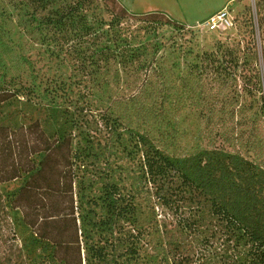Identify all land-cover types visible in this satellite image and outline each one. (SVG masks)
<instances>
[{
  "label": "trees",
  "instance_id": "obj_1",
  "mask_svg": "<svg viewBox=\"0 0 264 264\" xmlns=\"http://www.w3.org/2000/svg\"><path fill=\"white\" fill-rule=\"evenodd\" d=\"M116 1L0 0V39L15 18L48 57L70 67L66 78L35 66L26 79L0 77V184L22 179L9 203L42 238L74 246L78 264H264V172L240 158L219 176L199 162L192 177L159 148L163 132H137L119 110L110 92L123 85L140 119L151 114L138 99L143 91L160 88V104L169 101L153 60L160 45L142 39L163 25L183 27ZM256 7L263 31L264 0ZM256 59L251 43L217 42L179 76L207 127L240 132L251 119L264 85ZM84 97L93 103L87 118L75 105ZM258 111L263 117V100ZM152 115L162 119L161 110Z\"/></svg>",
  "mask_w": 264,
  "mask_h": 264
},
{
  "label": "rangeland",
  "instance_id": "obj_2",
  "mask_svg": "<svg viewBox=\"0 0 264 264\" xmlns=\"http://www.w3.org/2000/svg\"><path fill=\"white\" fill-rule=\"evenodd\" d=\"M257 1H116L117 8L121 4L130 12L160 11L165 14L157 17L162 22L173 20L183 27L180 30L169 24L163 25L155 33L156 37L149 34L142 39L143 41L152 40L153 43L160 45L153 60L156 68L160 69L165 77L168 91H170L168 102L164 105L160 104L161 96L158 94L160 88L154 87L147 92L143 91L138 99L144 102L145 106L151 107V114L146 113L145 120H143L130 107V101L123 97L130 92L127 86L123 85L121 88L111 90L110 93L118 98L119 110L125 111L129 125L137 132L146 133L155 139L159 137L160 131L163 132L164 137L167 136L166 143L160 144L159 148L192 177L197 176L199 162L203 165L206 161V166L213 169L215 176H219L224 164L233 161L240 165V158L254 165L257 172H264V116L262 117L258 111L261 100L264 102V85L263 90L257 93L256 99L252 101L253 106L248 115L251 119L242 124L240 132L237 130L217 131L219 127L211 124L207 127L199 110L190 104L189 98H186V94L182 93L179 86V76L184 74L187 65L194 61L196 53L211 50L217 42L232 44L238 40L242 44L251 43L254 46L257 54L256 67L264 80L262 43L264 30L262 31L258 26ZM224 7H227L230 14L234 16L231 27L211 31L201 25L211 14ZM14 22L15 18H11L5 24L4 28L8 38L0 39V77L19 74L26 79L31 67L35 66L36 69H42L49 76L60 74L66 78L70 71L69 65H61L48 57V53L32 42L25 32L16 27ZM224 95L230 96L227 92ZM75 97L79 96H73ZM245 98L240 99L239 103L245 100L248 102L252 97ZM59 102L62 105L66 104L63 98H60ZM91 102V99L87 97L84 101L80 99L75 104L84 106V118L89 116V111L86 109L88 106H93ZM160 110L162 119L155 120L152 114ZM230 158H232L231 161ZM245 175L243 174V177ZM21 182L22 179H15L0 184V264H62L57 260L59 256L69 258L68 264H78L75 261L74 246H59L52 240L42 238L39 230L32 229L24 222L20 208L11 206L10 198ZM52 232L58 231L53 230Z\"/></svg>",
  "mask_w": 264,
  "mask_h": 264
},
{
  "label": "built area",
  "instance_id": "obj_3",
  "mask_svg": "<svg viewBox=\"0 0 264 264\" xmlns=\"http://www.w3.org/2000/svg\"><path fill=\"white\" fill-rule=\"evenodd\" d=\"M233 19L234 16L230 14L227 7H224L211 14L201 25L206 27L207 30L218 31L219 29H227L231 27Z\"/></svg>",
  "mask_w": 264,
  "mask_h": 264
},
{
  "label": "crops",
  "instance_id": "obj_4",
  "mask_svg": "<svg viewBox=\"0 0 264 264\" xmlns=\"http://www.w3.org/2000/svg\"><path fill=\"white\" fill-rule=\"evenodd\" d=\"M164 12V11H163Z\"/></svg>",
  "mask_w": 264,
  "mask_h": 264
}]
</instances>
